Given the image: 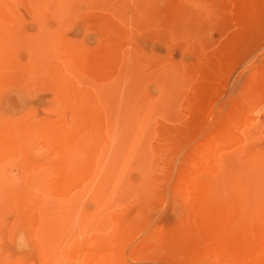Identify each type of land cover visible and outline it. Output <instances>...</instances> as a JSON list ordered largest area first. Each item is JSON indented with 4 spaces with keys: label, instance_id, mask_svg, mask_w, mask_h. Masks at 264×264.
<instances>
[{
    "label": "rangeland",
    "instance_id": "1",
    "mask_svg": "<svg viewBox=\"0 0 264 264\" xmlns=\"http://www.w3.org/2000/svg\"><path fill=\"white\" fill-rule=\"evenodd\" d=\"M264 264V0H0V264Z\"/></svg>",
    "mask_w": 264,
    "mask_h": 264
},
{
    "label": "bare ground",
    "instance_id": "2",
    "mask_svg": "<svg viewBox=\"0 0 264 264\" xmlns=\"http://www.w3.org/2000/svg\"><path fill=\"white\" fill-rule=\"evenodd\" d=\"M46 264H52V258L51 257H48Z\"/></svg>",
    "mask_w": 264,
    "mask_h": 264
}]
</instances>
